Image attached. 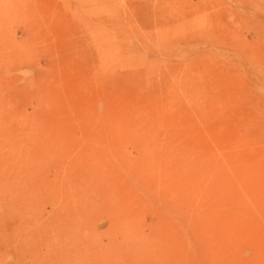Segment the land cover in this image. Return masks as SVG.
Segmentation results:
<instances>
[{"label":"rangeland","instance_id":"1","mask_svg":"<svg viewBox=\"0 0 264 264\" xmlns=\"http://www.w3.org/2000/svg\"><path fill=\"white\" fill-rule=\"evenodd\" d=\"M0 264H264V0H0Z\"/></svg>","mask_w":264,"mask_h":264}]
</instances>
